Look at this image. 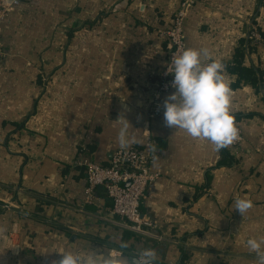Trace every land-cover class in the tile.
<instances>
[{"label":"crops","instance_id":"crops-1","mask_svg":"<svg viewBox=\"0 0 264 264\" xmlns=\"http://www.w3.org/2000/svg\"><path fill=\"white\" fill-rule=\"evenodd\" d=\"M20 1L1 29L0 264H53L89 248L129 258L150 248L156 264H255L242 242L264 238V45L247 48V32L264 35V0H191L185 20L186 48L208 47L226 66L243 142L225 158L150 115L169 52L159 32L184 0ZM236 59L256 85L230 73ZM124 124L128 146L143 148L147 134L154 143L158 178L141 211L162 241L120 227L104 188L86 201L77 161L107 165ZM238 197L253 202L244 217Z\"/></svg>","mask_w":264,"mask_h":264},{"label":"clouds","instance_id":"clouds-1","mask_svg":"<svg viewBox=\"0 0 264 264\" xmlns=\"http://www.w3.org/2000/svg\"><path fill=\"white\" fill-rule=\"evenodd\" d=\"M211 57L208 47H189L173 55L168 73L174 77L171 86L175 91L164 99L162 107L166 127L183 130L194 139L207 140L219 151L236 141L239 131L230 110V86L224 65ZM117 121L127 120L122 116ZM127 128L124 124L119 134L122 148L128 146ZM252 206V200L247 197L234 201L235 210L243 217ZM242 243L256 254L255 264H264V238H249ZM126 247V244L120 246ZM60 253L61 258L53 264H153L156 259L155 250L150 248L138 250L131 258L116 249L105 252L89 248L83 252Z\"/></svg>","mask_w":264,"mask_h":264},{"label":"built area","instance_id":"built-area-1","mask_svg":"<svg viewBox=\"0 0 264 264\" xmlns=\"http://www.w3.org/2000/svg\"><path fill=\"white\" fill-rule=\"evenodd\" d=\"M20 2V0H0V58L7 56L1 43L2 26L10 16L11 11L19 7ZM192 3L191 0H184L174 12L172 26L168 30L159 32L169 41V52L166 66L159 75V85L152 91L150 115L154 118L164 114L163 101L175 91L171 86L174 77L168 73V68L171 67L173 55L186 48L185 20ZM247 33V48L256 44L264 45V35L259 31L258 26L251 24ZM225 70L226 66L224 65ZM235 124L239 135L238 139L228 146L232 156L237 154L243 142L241 128L237 123ZM154 151L153 140L147 134L143 148L119 147L107 165L99 164L84 157L79 158L77 164L86 171L87 187L85 194L88 203L93 202L96 188H104L112 200L113 214L119 217L117 224L120 227L134 234L162 241L163 238L157 231V225L146 218L141 211L142 202L147 198L148 187L158 178V174L152 170L155 158ZM153 264L156 263L153 262Z\"/></svg>","mask_w":264,"mask_h":264},{"label":"trees","instance_id":"trees-1","mask_svg":"<svg viewBox=\"0 0 264 264\" xmlns=\"http://www.w3.org/2000/svg\"><path fill=\"white\" fill-rule=\"evenodd\" d=\"M240 53L237 54V57L239 59L240 57ZM238 59L235 60V64L232 65L230 68V73H234L237 77H239V79L244 78L246 81H248L249 83L256 85L258 78L256 75V72L253 69H249V68H238ZM223 157H229L227 155V150L225 148H223ZM231 158V157H230Z\"/></svg>","mask_w":264,"mask_h":264}]
</instances>
